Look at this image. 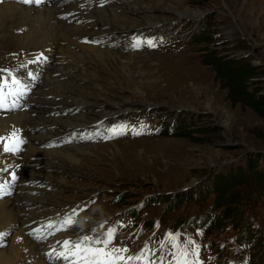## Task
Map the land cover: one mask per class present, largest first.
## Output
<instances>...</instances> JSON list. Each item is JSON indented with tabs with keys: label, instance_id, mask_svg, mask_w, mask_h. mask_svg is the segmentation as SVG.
<instances>
[{
	"label": "rangeland",
	"instance_id": "374dc122",
	"mask_svg": "<svg viewBox=\"0 0 264 264\" xmlns=\"http://www.w3.org/2000/svg\"><path fill=\"white\" fill-rule=\"evenodd\" d=\"M141 1L157 7L153 12L160 19L165 18V22L177 20L178 23L179 20L183 24L187 19L172 15L186 7L201 10L203 17L190 20L191 23L181 29H188L191 35L185 36L181 46L174 50L141 51V56L136 57V52L128 47L113 48L112 57L105 60L107 63L93 62L105 89L89 90L93 98L104 95L116 102L129 99L133 105L145 98L148 107L156 109L160 117L165 111L188 113L189 120L180 124L189 122L191 127L186 132L184 125L174 135L166 133L139 139H130L126 135L115 137L112 141L117 146L92 141L83 143L100 146L95 154L84 155L78 166L79 173L69 181L76 184L71 189V193L79 194L76 199L90 191L92 194L84 200L99 198L89 211L92 212L90 219L98 217L96 222L118 216L148 193L166 194L168 199H173V195L179 197L180 201L168 212L166 206L172 202L168 199L155 210H165L166 216L180 219L204 201H214L215 191L199 201L191 196L201 188L212 187L231 169L246 166V169L254 170L252 164L259 155L258 166L264 168V117L242 102L234 103L226 78L210 63L217 58H226L231 59V66L238 68L251 62L256 64L257 74L251 79L249 90L259 88L264 92V0ZM19 50L14 45L0 49V70H5L9 62L15 63L12 70L19 68L16 57L20 54L14 53ZM10 53L14 54L7 62L5 59ZM21 55L24 57L25 53ZM41 82L42 79L37 85ZM223 120H228L231 128L224 126ZM200 128L204 131L199 132ZM117 195L121 196L120 201H116ZM219 210L224 209L219 207ZM135 234L133 244L138 245L127 254L141 253L142 232ZM124 238H127L126 242H123ZM133 239L124 235L109 248H126L128 245L124 243L130 244ZM127 264L142 262L132 260Z\"/></svg>",
	"mask_w": 264,
	"mask_h": 264
},
{
	"label": "bare ground",
	"instance_id": "6f19581e",
	"mask_svg": "<svg viewBox=\"0 0 264 264\" xmlns=\"http://www.w3.org/2000/svg\"><path fill=\"white\" fill-rule=\"evenodd\" d=\"M100 1L43 0L38 4L35 0L30 3L0 0V49L18 47L19 52L25 53L24 57L20 53L18 59L39 50L49 53L39 64L40 74L28 84L30 89L21 92L16 104L8 110L0 107V136L23 130L16 151L3 150V143L12 146L16 137L0 142V264H74L73 258L65 260L57 256L65 251L59 247L57 235L52 240L36 229L50 224L52 216H57L63 207L92 194L86 192L76 199L79 194L71 193L76 184L69 178L79 173L84 155L95 154L100 145L68 139L55 145L51 141L112 116L149 106L145 98L137 105L129 99L116 102L104 95L94 99L89 88L102 85L93 62L109 60L113 48H126V35L137 31L134 28H151L155 33L166 30L171 23L153 12L157 7L141 0H116L102 5ZM168 9L174 11L173 7ZM176 13L173 18L203 17L201 10L188 7ZM15 29L24 30L18 33ZM182 33L184 37L191 35L187 31ZM122 38L125 42L120 41ZM135 52L136 57L141 56V51ZM11 75L15 73L2 74L0 78L10 81ZM223 124L231 128L228 120H223ZM144 137L152 136L140 138ZM112 140L100 144L116 145ZM12 171L17 174L15 179L10 178ZM91 213L85 215L89 222L84 221V215L79 216V225H73L74 234L80 233L83 225L97 220L96 216L90 219Z\"/></svg>",
	"mask_w": 264,
	"mask_h": 264
},
{
	"label": "trees",
	"instance_id": "16d2710c",
	"mask_svg": "<svg viewBox=\"0 0 264 264\" xmlns=\"http://www.w3.org/2000/svg\"><path fill=\"white\" fill-rule=\"evenodd\" d=\"M201 39H204V37L202 36ZM210 63H213L216 70L220 71V74L226 78L229 95L233 102H242L264 117V92H260L259 88H253L252 91L249 90L250 81L257 74L258 66L251 62V64L238 68L231 66V59L226 58H217V61ZM190 127V124L189 126L187 125L185 131L187 132ZM202 131L204 130L200 128L199 132ZM259 160L260 155L255 158L252 164L255 166L254 170L246 169V166L236 167V169L230 170L226 175L220 176L218 178L219 181L215 182L212 187L203 188L199 192L195 191L197 193L196 201L205 199L212 191L217 193L213 208L218 210L219 207H222L224 209L218 213L219 226L224 225L226 221H233L238 226L241 215V203L245 196L250 197L253 208H256L260 202H264V169H262V165L258 166ZM169 200L173 203H178L180 198ZM172 206L168 205L167 211Z\"/></svg>",
	"mask_w": 264,
	"mask_h": 264
},
{
	"label": "snow or ice",
	"instance_id": "6c2138e0",
	"mask_svg": "<svg viewBox=\"0 0 264 264\" xmlns=\"http://www.w3.org/2000/svg\"><path fill=\"white\" fill-rule=\"evenodd\" d=\"M25 3L33 2V0H23ZM41 0H35V3H40ZM151 43V42H149ZM139 46V45H137ZM42 55V54H41ZM40 59V57H37ZM7 72L8 70H0ZM14 83H18V81H13ZM7 81H3L0 83V90L3 89L4 85ZM16 137V133L12 132L9 136H0V142L8 141L12 138ZM19 141L14 140L13 145L9 146L8 143H3V150L5 152H14L18 149ZM64 223L66 225H71L73 223L72 219L67 218ZM52 225L50 224L49 227ZM114 229H108L107 232L103 235V237L92 238L88 236H84L75 241L72 240H64L62 245L66 250H68V254L66 255L64 251L57 253V256L63 258L65 260L72 257L74 259V264H117V262H124L127 264V261L132 260H141L145 258V250H141L140 254L135 256H127L125 257L121 253H125L128 251L127 248H109V245L112 244ZM169 239L173 242V247L177 249L176 252H173V258L175 260V264H188L187 256L189 252L185 248H181L175 241L178 239L179 234L173 235L172 233L168 234ZM195 242L189 239L186 244H194ZM192 254L195 255V249L192 250ZM149 264H155V262H149Z\"/></svg>",
	"mask_w": 264,
	"mask_h": 264
},
{
	"label": "clouds",
	"instance_id": "9594fccd",
	"mask_svg": "<svg viewBox=\"0 0 264 264\" xmlns=\"http://www.w3.org/2000/svg\"><path fill=\"white\" fill-rule=\"evenodd\" d=\"M138 32H139V30H137ZM140 31H142V30H140Z\"/></svg>",
	"mask_w": 264,
	"mask_h": 264
}]
</instances>
